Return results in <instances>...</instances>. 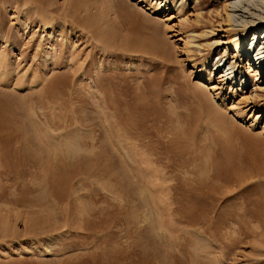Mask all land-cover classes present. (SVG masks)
I'll return each instance as SVG.
<instances>
[{
  "label": "rangeland",
  "instance_id": "1",
  "mask_svg": "<svg viewBox=\"0 0 264 264\" xmlns=\"http://www.w3.org/2000/svg\"><path fill=\"white\" fill-rule=\"evenodd\" d=\"M242 1L0 0V264H264V73L247 57L264 29L237 51Z\"/></svg>",
  "mask_w": 264,
  "mask_h": 264
},
{
  "label": "bare ground",
  "instance_id": "2",
  "mask_svg": "<svg viewBox=\"0 0 264 264\" xmlns=\"http://www.w3.org/2000/svg\"><path fill=\"white\" fill-rule=\"evenodd\" d=\"M167 1V0H166ZM239 2V1H238ZM238 2H231L230 3V5H229V7L227 8L228 9V12L226 13V17H225V22L228 24V26L229 27H232L233 28V30L234 31H237L235 34H236V36H240V38H239V40H237V42H236V49H237V51H238V49L239 48H241V45L244 43V42H242L241 43V40H242V38L244 37V35L249 31H253L254 33H255V35H254V38H253V41L252 42H254L255 41V39H256V36H257V33H258V31L260 30V29H264V16H261V15H259V13L261 14V10H259V9H262V8H260V5H262V7H263V5H264V0H243L242 1V3H238ZM241 10V12L240 11H238V10ZM42 13V12H41ZM239 13V14H238ZM244 15H249L250 17H247L248 19H247V21L245 22V21H243V19H244ZM45 16V15H44ZM238 16H240L241 17V19H242V22H240L241 20H239L237 17ZM128 17V16H127ZM129 18V17H128ZM108 19V18H107ZM114 19V18H113ZM246 19V18H245ZM43 21V20H42ZM43 22H45V25L44 26H47L48 25V22H47V20H44ZM235 23H236V25H235ZM104 24H106V23H104ZM49 26V25H48ZM199 30V29H198ZM206 36H208V34H206ZM232 36V35H231ZM193 37V36H192ZM245 38V37H244ZM260 37H259V39H258V41L256 42V43H258L259 42V45L256 47H254V50H253V52H252V50H249L248 52H247V54H248V56L247 57H249V55L250 54H252V56H251V58H253L254 59V57H255V62H256V65H258L259 66V71H261L262 73H264V43H261L260 42ZM195 41V40H194ZM194 41H192L191 40V43L189 44V45H192V44H196ZM263 41H264V39H263ZM108 43V42H107ZM210 44H212V43H210ZM253 44V43H252ZM250 45V44H249ZM104 47V46H103ZM211 47H214V44L211 46ZM249 49H251V48H249ZM104 50V49H103ZM239 52V51H238ZM115 53V52H114ZM256 53V55H254ZM249 59V58H248ZM258 61H260V62H258ZM251 63V62H250ZM220 63H218L216 66H218ZM263 64V65H262ZM232 68L233 67H231L230 69H226V67H225V70L223 71V73H224V78H227V79H229L230 80V78H231V74L232 73H230V70H232ZM257 68V67H256ZM47 75V74H46ZM47 77V76H46ZM58 78V77H57ZM62 78V77H61ZM244 78V77H243ZM242 78V79H243ZM46 79V78H45ZM56 79V78H55ZM52 79L50 82H49V85H50V88H53V85H55V81H57V80H59V79ZM96 79V78H95ZM235 79H236V77H235ZM241 79V78H240ZM231 80L233 81L234 80V77H232L231 78ZM58 82V81H57ZM60 82H61V80H60ZM234 82V81H233ZM239 82H240V80H239ZM241 82H243V80H241ZM57 85H58V83H56ZM48 88V87H47ZM213 88H211V90H212ZM198 88H197V93H196V97L199 99V101H201V104H202V106H203V108L205 109H209L210 107H211V103H210V101H209V99L205 96V94L204 93H202V91H200L199 90V92H198ZM47 92V91H46ZM99 92V91H98ZM102 99H103V97H102ZM107 102V101H106ZM102 104V103H101ZM105 105H106V103H105ZM107 109H108V106L106 105V111H107ZM31 114H32V120H34V126H33V123H32V126L34 127V128H36L35 130H37L38 132H36V131H34V132H36V134L38 133L39 135H42V136H45L46 137V139L49 141V142H51V143H53L54 145H56L55 147H57V150H58V148L61 146L60 144L63 142V143H65V141L67 140V139H64V137H52V136H50V134L48 133V130L46 129V127L43 125V123L40 121V119L37 117V114H36V112L32 109V111H31ZM109 114V113H108ZM112 120V119H111ZM37 122V123H36ZM30 123H31V121H30ZM37 126H36V125ZM36 126V127H35ZM4 128H6V127H4ZM53 134V133H52ZM54 136V135H53ZM40 137V136H39ZM241 137V136H240ZM38 138V137H37ZM68 139H70V138H68ZM241 139V141L242 140H244L246 143H249V144H253V145H256V147H258V145L260 144L261 145V140H259L258 138H256V137H253V136H249V135H246V134H244V136L242 137V138H240ZM69 142V141H68ZM126 142V141H125ZM122 144V143H121ZM63 145H66V147H68V145H67V143L66 144H63ZM245 145V144H244ZM120 146V145H119ZM262 146V145H261ZM261 146H259V147H261ZM55 147L53 148L54 150H55ZM77 147V146H76ZM74 148V147H73ZM60 149H61V147H60ZM66 149H68L67 151H70L69 150V148H66ZM66 149H64V150H66ZM264 149V148H263ZM262 149V150H263ZM74 150V149H73ZM56 151V150H55ZM66 152V151H65ZM262 152V151H261ZM71 153V152H70ZM264 153V152H263ZM127 154V153H126ZM127 157V156H126ZM133 157V156H132ZM129 158V157H128ZM65 168H67V167H65ZM135 168V167H134ZM89 169V168H88ZM63 170V169H62ZM67 170L68 169H65V171H63V172H65V175H64V177H61L60 179H54V181H49V184H51V185H54V190H55V194L56 195H58V194H61L62 193V186H61V184L60 183H62L63 181H64V179H68V172H67ZM69 171V170H68ZM69 173H70V171H69ZM58 174V173H57ZM87 175V174H86ZM67 181H69V180H67ZM70 183H71V180L69 181ZM66 183H68V182H66ZM69 183V184H70ZM57 184V185H56ZM152 184V183H151ZM153 185V184H152ZM48 187V186H47ZM67 187V186H66ZM47 189H49V188H47ZM108 189V188H107ZM163 189V188H162ZM49 190H51V189H49ZM106 190V189H105ZM114 191V190H113ZM45 192H46V190H45ZM47 193H49V192H47ZM106 193V192H105ZM117 194V193H116ZM115 194V195H116ZM45 195V194H44ZM49 195V194H48ZM50 195H51V192H50ZM119 195V194H118ZM50 197V196H49ZM115 197V196H114ZM163 197V196H162ZM116 198V197H115ZM73 200V199H72ZM49 201V200H48ZM48 203V202H47ZM77 204V203H76ZM79 205V204H78ZM77 205V206H78ZM73 207V206H72ZM80 208V207H79ZM78 208V209H79ZM92 208V207H91ZM76 211V210H75ZM81 211V210H80ZM95 212V211H94ZM79 216V215H78ZM75 224V223H74ZM101 224V223H100ZM69 225V224H68ZM101 226V225H100ZM81 228V227H80ZM71 229V228H70Z\"/></svg>",
  "mask_w": 264,
  "mask_h": 264
}]
</instances>
